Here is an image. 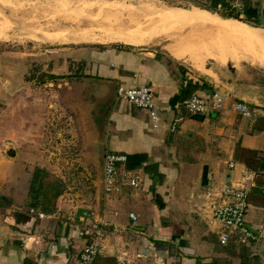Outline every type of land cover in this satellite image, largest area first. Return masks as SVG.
Here are the masks:
<instances>
[{"label":"crops","instance_id":"0c3cea01","mask_svg":"<svg viewBox=\"0 0 264 264\" xmlns=\"http://www.w3.org/2000/svg\"><path fill=\"white\" fill-rule=\"evenodd\" d=\"M243 12L264 18L259 0H247ZM246 25L264 42V29ZM98 46L82 51L79 60L89 63L99 84L93 96L101 100L117 86H150L160 124L155 127L146 111L117 95L104 147L106 153L126 155L127 161L119 167L117 190L106 192L102 176V202L84 211L65 199L63 186L59 195L48 187L53 152L50 158L43 154L33 133L29 140L18 137L29 146L20 150L14 145L13 157L6 153L8 146H0V264H264V239L220 242L224 230L208 199L213 189L253 172L246 222L254 231L264 222V66L249 61L253 65L215 78L196 72L170 48L120 42ZM214 91L229 96L221 110H187L192 97L209 99ZM235 101L256 114L242 116ZM76 103L81 122L73 133L84 146L86 133L89 144L95 138L105 107L92 110L84 97ZM132 175L140 176L139 186L130 184ZM32 185L41 187L38 199ZM89 244L97 245L98 253L86 261L82 255Z\"/></svg>","mask_w":264,"mask_h":264},{"label":"rangeland","instance_id":"374dc122","mask_svg":"<svg viewBox=\"0 0 264 264\" xmlns=\"http://www.w3.org/2000/svg\"><path fill=\"white\" fill-rule=\"evenodd\" d=\"M5 1H0V21L5 20L4 24L8 26L4 37L0 38V146L15 145L22 150L29 145L27 141L18 142V137L21 135V139L29 140L33 133L43 154L50 158L53 152L55 161L52 165L55 166L52 172H48L47 181L57 183L63 180V191L67 194L65 199L82 211L90 210L91 206L103 200L99 181L102 163L88 152V134H85L82 146L73 133L77 129L79 132L81 122L74 106L77 104L76 98L84 97L92 110L107 108V98L100 100L99 97L95 102L93 93L99 84L90 73L89 63L79 61L82 58L81 52L93 50L98 45L107 47L120 42L116 36L110 35L135 29L137 20L154 11L152 5L176 9L201 8L221 18H232L220 14L227 12L238 16L237 20L264 29L263 17L258 20L244 14L247 0H223L224 3L218 6L214 0ZM259 1L263 6L264 0ZM104 3L113 12L95 9L96 4ZM75 32L85 38L77 42L56 39L60 34L73 37ZM215 33L211 31L205 37L201 27L191 28L180 24L168 31L167 35L158 36L154 32V38L140 46L162 48L166 52L169 47L186 51L199 59L204 71L197 70L187 62L191 68L215 78L220 73L227 76L234 69L240 71L251 66L249 57L262 52V48L260 51L256 44L243 39L241 41L233 35H221L214 40L215 36L212 35ZM200 35L205 41L199 40ZM73 54L77 56L74 60Z\"/></svg>","mask_w":264,"mask_h":264},{"label":"built area","instance_id":"2783aa9c","mask_svg":"<svg viewBox=\"0 0 264 264\" xmlns=\"http://www.w3.org/2000/svg\"><path fill=\"white\" fill-rule=\"evenodd\" d=\"M264 7V5H263ZM118 97L126 100L136 108L144 110L150 116L155 127L159 126L161 118L158 106L154 100L153 89L147 85L120 86ZM229 101V96L220 91H214L209 99L201 96H194L186 103V108L191 113H206L209 110H221ZM233 107L242 116L252 117L256 110L252 109L244 102L235 101ZM178 121L172 122V129H175ZM127 156L124 154L106 153L103 161V183L106 192L117 190L119 180V167L125 164ZM234 162L229 164L234 168ZM253 172L245 171L239 181L226 184L219 190L213 189L208 193V199L212 204V216L223 228V234L220 237L222 244H228L231 239L239 240L241 244H248L250 241H261L264 239V222L257 225L254 231L248 227L246 222L247 211L250 207L249 194L250 188L254 184ZM132 186H139L141 178L139 175L129 177ZM130 217L136 221L138 216L130 213ZM98 253V247L95 244L86 245L83 252V259L88 261L94 259Z\"/></svg>","mask_w":264,"mask_h":264},{"label":"bare ground","instance_id":"6f19581e","mask_svg":"<svg viewBox=\"0 0 264 264\" xmlns=\"http://www.w3.org/2000/svg\"><path fill=\"white\" fill-rule=\"evenodd\" d=\"M0 1H2V0H0ZM4 2H6V1L4 0ZM147 4H145V5H147ZM96 6L97 7L95 9L98 8L100 11L102 10L103 12H105V11L106 12H110V11L113 12V9H110L109 6L105 3L101 4V5L96 4ZM151 9L154 11L153 12L150 11L149 14L143 15L142 19L137 20V24L134 25V26H136L135 29H128V31H126V32H121V33H117L118 35H110V36H116L119 39V41L122 43H127L130 45H142V44H146V42H149L151 39L154 38V36H153L154 32L158 36L164 35L168 31L172 30L174 26H177L180 24H183L184 26L187 25L191 28L201 27V29L204 30V33H205L204 36L205 37H207V35H209V32H211V31L216 32L215 33L216 35L215 34L212 35V36H215V39L213 38L214 40H216L218 37L220 38L221 35L226 36V34H228L230 36L231 35L236 36L235 38H238L240 40L243 39L248 43H253L254 45L256 44L259 47L260 51L262 48V52L260 54L255 53L252 57H249V60L253 63L260 64V65L264 66V42L256 34V32L252 31V29L250 27H248L241 20H237L235 18H221V17H219L215 14H212L206 10L204 11L201 8L200 9L199 8L176 9L174 7L173 8H170V7L169 8L163 7L162 8V7H154V5H152ZM127 19L128 18H126V20ZM4 23H5V20L0 21V24H1V26H0V38L4 35L6 30L8 29V26L5 25ZM119 23H120V21H119ZM128 23H130V20L128 21ZM130 25L131 24H129V26ZM134 26H133V28H134ZM150 26L151 27L153 26V27L150 29L149 28ZM253 29L258 30V27L253 28ZM153 30H154V32H153ZM164 31H165V33H164ZM194 31H195V29H194ZM198 31L199 30H197V32ZM207 32H208V34H207ZM75 33L76 34H73L74 35L73 37H71V36L68 37L67 35H61L60 34L56 37V39L59 41L63 40V41L77 42L80 39L85 38L83 36L81 37L79 33H77V32H75ZM77 34H79V35H77ZM202 35H203V33H202ZM193 36H195V35L193 34ZM198 38H199V36H198ZM97 40H103V38H97ZM199 40L205 41V39L201 35H200ZM216 45H217V43H216ZM218 46H219V44H218ZM221 46H222V44H221ZM222 48H223V46H222ZM170 50L177 57L182 58L184 61L191 64L196 69L204 71L203 66L201 65L199 59H196L195 56L193 57L192 54L186 53V51H183V50L181 51L180 49L176 50L174 48H170ZM245 58H247V56Z\"/></svg>","mask_w":264,"mask_h":264},{"label":"water","instance_id":"95a60500","mask_svg":"<svg viewBox=\"0 0 264 264\" xmlns=\"http://www.w3.org/2000/svg\"><path fill=\"white\" fill-rule=\"evenodd\" d=\"M249 25L252 27H256V26L251 25V24H249ZM119 87L120 86H117V88L110 90V92L108 93V97L105 96V98H107V101H108V103L106 105L107 108L104 109V112L101 115V122L99 123V125L95 129V132H94L95 138L92 140V143L89 144V145H92L94 147V150L92 151V155L95 156L96 158H98L100 163H102L100 165V170H99V181L101 184H102V176H103V161H104L105 154H106L105 147H104L105 128H106V123H107L109 111H110V109H111V107H112V105H113V103H114V101L118 95ZM99 97H100L99 95H95V98H96L95 102L98 100ZM6 153L8 156L13 157L14 156V148L12 146H9V149L6 150Z\"/></svg>","mask_w":264,"mask_h":264},{"label":"trees","instance_id":"16d2710c","mask_svg":"<svg viewBox=\"0 0 264 264\" xmlns=\"http://www.w3.org/2000/svg\"><path fill=\"white\" fill-rule=\"evenodd\" d=\"M224 3V1L223 0H221V1H219V0H214V4H216L217 6H218V4H223ZM221 14V16L223 15L224 17L226 16V17H233V18H237V19H239V17L238 16H236V15H232L231 13L229 14V13H227V12H221L220 13ZM247 16L248 17H250V14H247ZM62 182H57V183H51L50 182V184L48 185V187L56 194V195H59L61 192H62ZM39 188H41V187H38V188H36L35 187V185L33 186L32 185V193H33V195H34V198H36V199H38L39 197H40V194H42L41 192H40V189ZM45 195V194H44Z\"/></svg>","mask_w":264,"mask_h":264}]
</instances>
